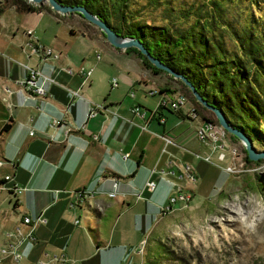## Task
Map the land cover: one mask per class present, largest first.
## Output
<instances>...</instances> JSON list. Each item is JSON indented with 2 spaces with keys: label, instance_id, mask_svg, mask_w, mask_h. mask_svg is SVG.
Wrapping results in <instances>:
<instances>
[{
  "label": "crops",
  "instance_id": "obj_1",
  "mask_svg": "<svg viewBox=\"0 0 264 264\" xmlns=\"http://www.w3.org/2000/svg\"><path fill=\"white\" fill-rule=\"evenodd\" d=\"M32 5L24 12L13 6L0 10V246L4 231L19 225L22 216L35 215L34 220L44 215L40 243L62 245L65 255L59 256L68 264L81 263L106 248L104 237H110L116 216L134 210L137 222L143 223L151 204H160L159 189L165 198L166 179H158L151 191L144 188L151 180L149 172L175 170L184 151L199 152L201 146L193 142L199 120L185 116L194 107L191 103L177 112L160 106L182 93L166 75L152 73L134 55L78 30L49 7ZM29 41L49 47L57 56L30 53ZM95 49L103 51V57L92 55ZM24 65L53 80L43 84L44 96H28L19 85L27 75ZM152 89L155 93L148 97L146 91ZM136 105L143 117L131 111ZM53 120L59 123L51 126ZM162 135L173 144H164ZM4 175L10 179L3 181ZM13 183L24 189L8 192ZM79 191L90 194L77 197ZM112 191L114 197L107 196ZM73 199L78 206L72 212L68 204ZM81 212L94 248L81 221L72 218Z\"/></svg>",
  "mask_w": 264,
  "mask_h": 264
},
{
  "label": "rangeland",
  "instance_id": "obj_2",
  "mask_svg": "<svg viewBox=\"0 0 264 264\" xmlns=\"http://www.w3.org/2000/svg\"><path fill=\"white\" fill-rule=\"evenodd\" d=\"M9 1L0 0L1 9L7 10L11 7ZM263 1L261 0L262 3ZM164 2L174 9L193 11L200 0H164ZM241 2L239 0L236 3L223 4L221 11V20L238 31L249 23L247 11L244 9L245 3ZM41 4L49 7L46 2ZM162 7L164 6L160 3L156 7L151 6L149 0H133L131 5L132 9L137 10L140 19L145 18L156 25L164 24L158 18ZM251 12L253 13V10ZM63 16L76 28L78 27V30L108 45L98 28L84 20L81 15L80 17L77 13H67ZM225 41L227 45L230 44L229 39ZM29 52L34 53L31 50ZM95 53L101 57L104 55L103 51L96 49L93 50L92 55ZM129 54L136 57L134 51H129ZM106 69L117 70L114 66H108ZM164 75L173 88L187 96L175 81L179 79L168 74ZM146 95L151 96L147 93ZM189 103V99L186 98L183 108L188 107ZM194 109L197 113L209 115L207 112H200L197 107ZM211 116L214 118L212 113ZM213 122L218 124L216 119ZM224 131L226 133L224 143L228 151L227 155L229 154L224 160H216V152H210V145L204 144L195 136L193 142L201 146L199 152L185 149L186 155H183L185 158L177 169L176 167L175 170L161 168L149 172L150 181L155 183L158 179H166L164 181L169 188L165 198H163L165 191L158 190L160 204H151L152 210L145 221L137 222L134 210L122 217L116 216L115 221L117 220L118 223L113 226L110 237H104L107 241L106 248L75 264H141L144 257H153L157 264H264V159L246 161V153L240 141L228 134L225 129ZM174 145L179 146L175 142ZM259 148V146L258 149L254 147L256 151H264ZM232 149L235 152L234 156ZM205 156L210 160H203ZM186 166L190 168L192 180L185 173ZM116 183L117 180L113 178V188ZM180 196H188L187 201ZM172 198L175 200L172 201ZM77 206L78 202L75 199L68 204L72 212ZM83 207L87 209L84 205ZM94 209L99 211L98 208ZM34 216H30V219ZM72 218L81 221L89 244L94 248L90 233L85 230L83 212L75 213ZM41 219L45 220V216H41ZM40 224V227L33 228L34 240H27L21 245V260L18 264H36L38 259L51 264L49 259L44 257V253L50 256L65 253L64 249L62 253L60 251L62 245L54 248L49 247V244L40 243L44 223ZM74 226L78 225L74 224ZM87 239L85 238L83 243L85 247L88 246ZM0 264L11 263L0 262Z\"/></svg>",
  "mask_w": 264,
  "mask_h": 264
},
{
  "label": "trees",
  "instance_id": "obj_3",
  "mask_svg": "<svg viewBox=\"0 0 264 264\" xmlns=\"http://www.w3.org/2000/svg\"><path fill=\"white\" fill-rule=\"evenodd\" d=\"M57 1L81 5L117 34L138 39L151 56L185 77L207 104L224 115L230 126L251 140L255 149L259 146L264 150V1L240 0L245 3L249 22L240 31L221 20L222 5L239 0H200L193 11L174 9L164 0H149L153 7L163 4L158 16L162 25L140 19L137 10L131 8L133 0ZM9 5L21 12L33 8L26 0H10ZM225 39H229V45ZM124 51H134L141 65L152 73L166 74L136 49L130 47ZM175 81L187 94L182 93L185 102L188 98L194 108L209 113L208 116L197 113V120L215 121L211 112L195 101L187 87L180 80ZM187 111L185 116L191 119ZM210 152H213L211 147ZM215 152L217 155L218 151ZM223 152L226 158V147ZM245 160L249 161L246 155ZM141 264H157V261L144 257Z\"/></svg>",
  "mask_w": 264,
  "mask_h": 264
},
{
  "label": "built area",
  "instance_id": "obj_4",
  "mask_svg": "<svg viewBox=\"0 0 264 264\" xmlns=\"http://www.w3.org/2000/svg\"><path fill=\"white\" fill-rule=\"evenodd\" d=\"M26 33L29 34L30 31H26ZM27 46L30 47L31 51H33L34 53L35 52L39 53L43 57L53 56V58H55L57 56V54L53 53V51L49 47H43L37 44L35 41L27 42ZM24 68L27 71V75L24 80L19 82V85L27 92L28 96H31V97L44 96L45 90L43 88V84L45 82H53V80L43 75L35 68L27 67L25 65H24ZM79 72H82L81 68L79 69ZM87 74H89V71L86 73V75ZM115 84H116L115 79H112L111 86H115ZM3 91L8 94L10 93V90L7 87V85L3 86ZM146 93L149 95H152L155 93V90L153 89L148 90L146 91ZM129 96H133V93L130 92ZM184 102H185V96L182 93H177L173 100H170L167 103L165 101L160 102V106L163 108L167 106L166 108L169 109L170 111L177 112L183 106ZM137 108H139L138 105L133 106L131 108V111L138 117H143V113L138 112ZM93 112H94V108H90L88 114L92 115ZM187 115L191 119H197L199 117L194 108H191L189 111H187ZM58 123L59 122L57 120H53L51 123V126L57 125ZM64 133L66 134L67 131H65ZM31 134L32 132L29 131V135ZM194 135L197 137L198 140L202 142H207L210 145L211 150L213 152L218 151L216 155V160L221 161L225 158L223 149L226 147L224 143L225 138H226L225 137L226 133L224 129L221 126H219L217 123H214L211 121L204 122L203 120L200 119L199 124L194 129ZM160 137L163 140L164 144H167V143L173 144L172 140H170L166 136L162 135ZM93 138H95V136H93ZM234 154L235 152L232 149V155L234 156ZM126 155L127 154H125L123 157H125ZM203 160L209 161L210 158L208 156H205L203 157ZM1 164L2 162L0 160V166ZM189 169H190L189 166H186L185 173L187 177L192 180L193 178H192L191 173L189 172ZM9 179H10L9 175H4L2 177L3 181L9 180ZM144 188L148 191H151L154 188V182L147 180L144 184ZM23 189L24 188H21L13 183L6 190L8 192H11L12 194H17V193H20ZM89 194H90L89 192L79 191L76 194V196L84 197V196H89ZM113 194L114 192L112 191V192H109L107 195L113 196ZM136 197L138 198V195H136ZM180 198H183L185 199V201H187L188 196H183V197L180 196ZM171 200L174 201L175 199L172 198ZM38 221L43 222L44 220H42L39 216H37L34 220H31L28 216L24 215L22 216L21 222L19 225H16L13 229L4 231L3 233L4 242L0 246V262L6 261L11 264L19 263V261L21 260L20 247L27 240L33 239L32 237L33 227L35 223ZM46 256L47 255L44 254V257ZM48 259L49 261L55 262V264H68L67 261L63 258V256L53 255V256H50ZM36 264H47V262H45L43 259H38L36 261Z\"/></svg>",
  "mask_w": 264,
  "mask_h": 264
},
{
  "label": "water",
  "instance_id": "obj_5",
  "mask_svg": "<svg viewBox=\"0 0 264 264\" xmlns=\"http://www.w3.org/2000/svg\"><path fill=\"white\" fill-rule=\"evenodd\" d=\"M27 1L32 4H41L46 2L52 11L62 15L67 13H77L81 15L84 20L97 27L110 46L118 49H126L129 47L135 48L155 68L164 71L166 74L171 75L173 78L179 79L188 88L190 94L193 96L195 101H197L201 106L209 110L212 113L214 119H216L218 124L223 129H225L228 134L233 135L234 137H236L238 141H240L248 160L256 161L258 159H264V151H256L252 145L251 140L248 137H246L240 130L230 126L227 123L224 115L217 108L207 104L206 101L196 92V90L193 88L190 82L186 80L185 77H183L181 74L173 72L162 62H160L157 58L151 56L150 53L146 50V48L138 39L124 37L117 34L104 21L100 20L95 15L88 12L81 5H65L59 3L57 0H27Z\"/></svg>",
  "mask_w": 264,
  "mask_h": 264
}]
</instances>
